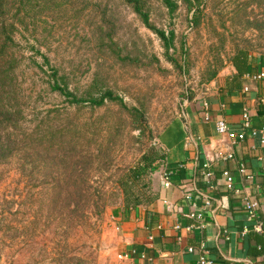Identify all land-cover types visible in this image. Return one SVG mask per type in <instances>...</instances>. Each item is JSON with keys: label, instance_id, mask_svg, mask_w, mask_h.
<instances>
[{"label": "rangeland", "instance_id": "obj_1", "mask_svg": "<svg viewBox=\"0 0 264 264\" xmlns=\"http://www.w3.org/2000/svg\"><path fill=\"white\" fill-rule=\"evenodd\" d=\"M176 1L178 10L170 14L162 0H144L152 24L175 31L169 57L183 69L169 61L162 41L144 26L126 0H53L52 10L37 18L35 28L20 30L17 38L25 62L19 84L21 101L29 111L38 109L45 114L66 106L46 89L44 71L48 67L32 51L34 46L68 76L72 90L83 95L91 87L111 89L128 107L144 112L146 122L135 130L129 116L113 105L81 114L80 122L104 116L101 122L112 124L108 136L115 138L109 144L114 148L109 151V169L93 178L106 190L115 187L99 227L82 226L70 232L63 221L48 227L47 222L53 221L46 213L37 221L35 207L29 217L31 207L22 198L30 188L27 181L16 165L0 167V264H111L117 257L114 249L120 231L117 211H124L118 178L145 156H166L162 140L169 127L179 124L183 132L187 133V127L191 131L185 119L189 103L206 96V87L226 76L237 47L253 46L257 58L264 55V0H204L206 8L197 26H193V10L189 12L183 0ZM27 22L35 24L31 19ZM118 55L133 62L121 61ZM215 71L217 80H210ZM59 118L65 122V112ZM166 162L163 157L149 168L135 190L145 197L157 192ZM12 205V212L4 211Z\"/></svg>", "mask_w": 264, "mask_h": 264}, {"label": "trees", "instance_id": "obj_2", "mask_svg": "<svg viewBox=\"0 0 264 264\" xmlns=\"http://www.w3.org/2000/svg\"><path fill=\"white\" fill-rule=\"evenodd\" d=\"M52 1L0 0V167L16 165L15 169L27 181L30 188L22 198L26 197L25 204H28V208L31 207V210L27 209L29 217L34 213L36 220L40 221L38 216L43 217L46 213L48 219L53 221L48 223L44 217L48 227L63 221V225L71 232L82 226L99 227L112 204L109 199L114 195L115 188L106 190L104 185L100 186L93 181L96 175L106 172L112 163L109 151L114 148L109 144L114 143L115 138L113 134L108 136L112 124L108 122L105 125L101 122L104 116L80 122L82 112L86 109L100 110L108 105L117 106L120 112L129 116L135 130H140L145 124L146 116L137 107H128L124 99L111 89L91 87L86 94L80 95L71 89L68 76L61 74L59 68L53 66L49 58L34 46L32 51L41 56L44 65L48 67L49 72L41 67L47 76L46 89L50 94L63 99L66 106L63 110H47L45 114L38 109H27V105L21 101L19 73L25 61L17 37L23 27L25 30L29 26L36 27L37 18L52 10ZM162 1L170 14L176 13L179 7L176 0ZM183 1L189 12L193 10V26L199 25L206 8L205 1ZM126 2L144 26L162 41L169 61L183 69L176 60L169 57L170 50L174 48L175 31L162 30L153 25L144 0ZM28 19L35 24L27 22ZM255 52L257 51L253 46L236 48L231 60L236 74L221 78L228 94L233 95L242 89V80L246 75L262 71L264 55L261 54V61L257 64ZM183 55L186 56L184 48ZM118 58L133 62L129 57L122 58L118 55ZM32 61L35 65L36 62ZM217 77L218 72L215 71L210 80H217ZM258 105V115L264 116V104L259 101ZM62 112H65V122L59 118ZM103 133L106 136L100 138ZM52 153H56L54 158H51ZM163 157L166 160L167 156L162 155L145 156L134 169L130 168L124 177L118 178L116 187L122 192L124 210L148 206L161 198V188L145 197L135 187L148 169L156 166ZM12 207L13 205L4 211L12 212ZM28 226H32V222L28 221ZM7 227L15 229L11 225Z\"/></svg>", "mask_w": 264, "mask_h": 264}, {"label": "crops", "instance_id": "obj_3", "mask_svg": "<svg viewBox=\"0 0 264 264\" xmlns=\"http://www.w3.org/2000/svg\"><path fill=\"white\" fill-rule=\"evenodd\" d=\"M260 61L257 58V64ZM227 72L224 77L236 74L232 65ZM205 91L206 96L194 98L186 109L191 135L179 124L164 133L165 168L172 171V186L163 189L161 185V198L148 206L117 211L120 231L114 249L117 257L111 259V264H198L201 255L217 264H264V235L253 231L254 222L247 219L240 199H257L258 220L264 224V148L257 138L232 145L230 138L217 134L215 126L217 121L225 120L232 130L239 131L242 108L248 106L253 125L264 129V116L258 115L259 101L264 104V80L244 77L242 89L233 95L223 88L221 80L208 85ZM205 100L211 104L210 122L202 109ZM221 104L226 108L222 109ZM231 152L235 159L223 163L222 157ZM241 162L247 164V175L238 171ZM205 163L210 164L214 175L213 189L202 175ZM226 170L242 191L240 197L225 188L222 174ZM187 194L191 199H185ZM206 194L213 197V213L209 210L203 221L190 219V214L203 212L202 195ZM189 248L195 252L190 253Z\"/></svg>", "mask_w": 264, "mask_h": 264}, {"label": "built area", "instance_id": "obj_4", "mask_svg": "<svg viewBox=\"0 0 264 264\" xmlns=\"http://www.w3.org/2000/svg\"><path fill=\"white\" fill-rule=\"evenodd\" d=\"M246 79L249 80H255V81H262L264 80V71H261L258 74L255 75H246L245 76ZM247 91V90H246ZM203 111H204V117L205 120L207 122L211 121V104L208 101H204L203 102ZM220 107L222 109L226 108L225 104H221ZM216 126V132L219 135L222 136H227L228 138H230L232 145H237L239 142H243L245 139L247 138H252V139H259L260 140V144L262 146V148H264V129H258L253 125V121H252V116H251V109L248 106H244L242 108V112H241V123H240V130L239 131H234L232 130L227 122L225 120H219L215 123ZM187 133L190 134L191 131L188 129L187 127ZM191 135V134H190ZM191 142L193 143V136L190 137ZM264 154V152H263ZM235 159V154L233 152L227 154L226 156L222 157L221 161L223 163H227L230 161H233ZM210 164L209 163H205L203 165V171H202V175L203 177L207 180L206 181V185L209 186L210 189H213L212 186V180L214 179V175L213 173L210 171ZM241 175H247V164L244 162H241L239 164V170ZM223 178L225 180V188L231 192L234 196H241L242 191L237 187L236 185V181L234 176L232 175L231 172H229L228 170L223 172ZM162 181H161V185L163 189H169L172 186V171L168 170L167 168H165L162 172ZM264 177V176H263ZM185 199H191V196L189 194H187L185 196ZM241 202L243 205V208L246 211L247 214V219L251 222H254L253 225V231L255 233L264 235V224L258 220V212H259V208H260V204L257 201V199L251 197V196H245V197H241ZM202 201L204 202V207H203V212L199 211V212H194L192 214H190L189 218L190 219H194L197 221H203L204 218V214H208L210 213L209 210H211V206H212V201H213V197L212 195L206 194V195H202ZM165 203L168 205V202L165 201ZM193 207H195V204L193 203ZM211 213H213V211L211 210ZM177 229H180V226H177ZM189 252L193 253L195 252L194 248H189ZM120 259H123L120 257ZM198 264H217L214 260L208 258L205 255H201L199 256L198 259Z\"/></svg>", "mask_w": 264, "mask_h": 264}]
</instances>
